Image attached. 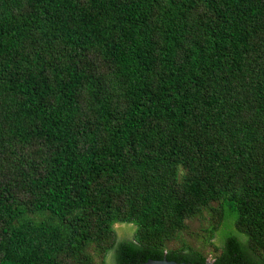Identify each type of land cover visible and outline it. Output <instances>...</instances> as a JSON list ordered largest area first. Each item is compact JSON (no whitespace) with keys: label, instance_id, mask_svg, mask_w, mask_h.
<instances>
[{"label":"trees","instance_id":"trees-1","mask_svg":"<svg viewBox=\"0 0 264 264\" xmlns=\"http://www.w3.org/2000/svg\"><path fill=\"white\" fill-rule=\"evenodd\" d=\"M204 214L264 264V0H0V264H206Z\"/></svg>","mask_w":264,"mask_h":264},{"label":"rangeland","instance_id":"rangeland-1","mask_svg":"<svg viewBox=\"0 0 264 264\" xmlns=\"http://www.w3.org/2000/svg\"><path fill=\"white\" fill-rule=\"evenodd\" d=\"M205 218H195L191 222H188V228L187 231L181 233L178 238L175 241H171L167 244L168 250H174L181 246V243H186L189 246L201 251L203 254H205L208 257V263H211L212 259V253L211 249L209 247H206V245L203 243V229L207 226L209 220V216L207 214H204ZM115 232H116V239L119 241L121 239H132L134 236V228L130 229V227L126 225H119L116 224L114 226ZM86 254L89 255L91 264H101V261H103V258L98 254L97 249H95L93 246L89 247L86 251ZM106 261L109 263V258L106 259ZM66 264H75L74 261H66Z\"/></svg>","mask_w":264,"mask_h":264},{"label":"water","instance_id":"water-1","mask_svg":"<svg viewBox=\"0 0 264 264\" xmlns=\"http://www.w3.org/2000/svg\"><path fill=\"white\" fill-rule=\"evenodd\" d=\"M144 264H190V263H176L174 261H167V260L163 259V260H159V261H156V260H148ZM206 264H212V263H208L207 262Z\"/></svg>","mask_w":264,"mask_h":264}]
</instances>
